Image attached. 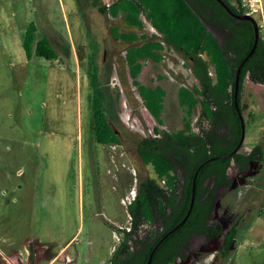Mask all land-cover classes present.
I'll list each match as a JSON object with an SVG mask.
<instances>
[{
    "label": "rangeland",
    "instance_id": "374dc122",
    "mask_svg": "<svg viewBox=\"0 0 264 264\" xmlns=\"http://www.w3.org/2000/svg\"><path fill=\"white\" fill-rule=\"evenodd\" d=\"M79 1L78 10L76 0H0V264H19L18 258H4L2 250L21 252L28 264L48 260L107 264L120 241L117 228L130 225L128 204L140 181L156 177L152 165L138 155V135L132 134L145 129L153 133V121L146 112L143 119L134 115L124 99L122 120L129 137L108 145L93 140L88 107L90 36L100 45L103 82L104 64L120 43L111 35V22L96 13L93 17L90 13L97 8ZM31 22L38 26L37 39L50 37L58 59L27 57L23 33ZM111 80L116 82L114 76ZM242 93L249 103L243 112L247 132L240 150L246 151L259 141L264 145V139L255 137L259 123L250 115L259 117L256 97H264V85L247 77ZM170 101L168 128H181L179 107ZM229 171L234 174L233 163ZM259 178L253 192L237 188L247 195L237 204L255 202L252 208L247 203L239 208L240 215L235 209L226 211L231 192L218 195L214 220H223L225 231L238 220L233 247L226 255L231 264H264V214L259 213L264 212V177ZM254 193L259 196L255 201ZM223 240L193 236L185 256L173 264H209Z\"/></svg>",
    "mask_w": 264,
    "mask_h": 264
},
{
    "label": "trees",
    "instance_id": "16d2710c",
    "mask_svg": "<svg viewBox=\"0 0 264 264\" xmlns=\"http://www.w3.org/2000/svg\"><path fill=\"white\" fill-rule=\"evenodd\" d=\"M84 1L111 22V35L120 43L118 51L104 64L103 82L98 64L100 45L89 34L88 107L93 140L108 145L129 137L130 130L122 120L123 99L134 115L143 119L142 113L146 112L153 121V133L143 129L142 134H132L138 135V155L152 165L156 177L140 181L135 198L128 204L130 225L117 228L120 241L107 264L147 263L158 241L187 214L192 182L199 169L195 202L188 218L159 245L151 263L173 264L185 256L193 234L207 239L224 234L219 222L210 221L217 191L230 183L228 169L232 161L242 164L250 155L238 151L225 158H211L232 152L241 137L234 98L235 77L253 48L254 25L247 19L231 16L217 0ZM224 1L235 13H244L238 0ZM37 30V24L31 22L23 33L27 57L58 59L59 53L49 37L37 39ZM145 66L157 75L150 82L142 77ZM171 77L183 119V127L177 129L168 128L173 97L158 83ZM247 77L264 84L262 37L241 68L238 101L242 112ZM258 152L263 155L261 145L252 154L256 156ZM236 228L237 221L226 234L229 242Z\"/></svg>",
    "mask_w": 264,
    "mask_h": 264
},
{
    "label": "flooded vegetation",
    "instance_id": "af4514ba",
    "mask_svg": "<svg viewBox=\"0 0 264 264\" xmlns=\"http://www.w3.org/2000/svg\"><path fill=\"white\" fill-rule=\"evenodd\" d=\"M114 41L117 42L115 39H114ZM256 98H257V102L259 104V110H260L259 117L255 118V116L253 114H250V115H251V118L254 120V123H259L258 126L260 127L259 132L257 131V133L255 134V137L258 140H263L264 139V97H261L258 95ZM242 104L245 106L244 111H246V109H248L249 103H248V101H246V102L244 101V95L243 94H242ZM245 123L247 124L246 119H245ZM258 145L262 146V150H263L262 156L260 155V152H258L256 154V156L252 154ZM242 147H243V145H242ZM242 147H241V149H242ZM242 152H245L247 155H250V157L247 160H244L242 162V164H237L235 161H232V163L234 164L235 172H234V174H232L229 171V169L232 165V163H231V165L229 166V169H228V175H229L230 183L224 184L217 191V195H220V194L224 195L225 193L231 192V194H232V197L230 199L231 201H230V203H228L229 207L228 206L226 207V211L235 209L236 211H238L237 214H239V215L241 214L239 212V208L244 206V204L247 202H245V203L242 202L243 204L240 205L241 203L237 204L238 201L242 200V198H243L242 195L245 194L246 191H247V193L254 191V188L256 187L254 180L256 178L260 177L259 180L261 181V179H263V177H264V145L261 143V141H259L258 143H255L251 147H247L246 151H242ZM239 186H242L241 188L246 187L247 188L246 191L243 193V191L238 190L237 188ZM256 196L257 195H255V193H254L253 197H256ZM218 198H219V196L217 197V199L215 201V208L213 209L212 215L210 218L211 222L216 221L213 218V216H214L213 213L215 212L216 208L220 205V200ZM258 198H259V196L254 198L253 201H255V199H258ZM254 203L255 202L247 203V204H250V206L249 205H247V206L248 207L255 206ZM261 212L262 211H259V213H261ZM236 221L238 222V220H236ZM216 222H219L222 225L224 234H222V235H220L214 239H207L204 235H201L198 233L193 234L192 237L193 236H200L208 242H212V241L217 242V240H219L221 237H224V240L220 244L221 246L219 247L218 253L214 256V258H212L210 260L209 264H231L228 256H226V255L228 254L230 249L233 247L232 245H233L234 238L232 239L231 242H229L226 234L229 232L230 229L227 231L224 230V221L223 220L216 221ZM217 243H219V242H217ZM185 252H186V250L184 251V254H185Z\"/></svg>",
    "mask_w": 264,
    "mask_h": 264
},
{
    "label": "water",
    "instance_id": "95a60500",
    "mask_svg": "<svg viewBox=\"0 0 264 264\" xmlns=\"http://www.w3.org/2000/svg\"><path fill=\"white\" fill-rule=\"evenodd\" d=\"M218 2H220V4L229 12V14L237 19H247L249 21H251L254 25V30H255V39H254V44H253V48L251 49V51L249 52V54L246 56V58L242 61V63L239 65L238 67V70H237V73H236V77H235V106H236V109H237V112L239 114V118H240V121H241V137H240V140L237 144V146L235 147V149L230 152V153H227V154H224V155H220V156H216V157H213L211 159H215V158H225V157H228V156H231L233 155L234 153L238 152L242 145L244 144V141H245V138H246V123H245V118H244V113L241 111V108H240V105H239V101H238V93H239V85H240V72H241V68L244 64V62L253 54L257 44H258V41L260 39V32H259V26H258V23L256 21V19L251 16V15H248V14H237L235 13L231 8L230 6L224 1V0H217ZM202 167V165L200 166ZM198 171L199 169L197 170V172L195 173V177L193 179V182H192V195H191V202H190V207L188 209V212L187 214L185 215V217L177 224L175 225L172 229H170L159 241L158 243L155 245V247L153 248V250L151 251L150 255H149V258L147 260V263L146 264H151L152 263V259H153V256L155 254V251L156 249L159 247V245L170 235L172 234L175 230H177L180 226L183 225V223L186 221V219L188 218L192 208H193V205H194V202H195V194H196V180H197V175H198Z\"/></svg>",
    "mask_w": 264,
    "mask_h": 264
},
{
    "label": "crops",
    "instance_id": "0c3cea01",
    "mask_svg": "<svg viewBox=\"0 0 264 264\" xmlns=\"http://www.w3.org/2000/svg\"><path fill=\"white\" fill-rule=\"evenodd\" d=\"M79 0H76V3H77V6H78V10H79V7H80V5H79ZM89 4H91L90 2H88ZM92 7H94V6H92ZM80 11H81V9H80ZM95 13L97 14V15H99V17H100V15H102L99 11H98V9H97V11H91V15H93V17H95L96 18V16L97 15H95ZM81 15H82V13H81ZM83 17V16H82ZM97 20V19H96ZM88 34V33H87ZM86 34V36H88ZM58 37H61V38H63V39H65L62 35L61 36H58ZM50 38V37H49ZM51 40V39H50ZM65 42H66V44L68 45V43H67V41L65 40ZM90 48H91V46H90ZM91 52V51H90ZM90 52L88 53V57H87V65H88V58H89V55H90ZM151 69H150V67L149 66H145L144 67V69H143V73H142V77L144 78V80H146V81H152V77H156L157 75L156 74H154V73H152V70L150 71ZM162 83L166 88H167V90H168V93H169V95H171L173 98L171 99V100H173V101H176L175 100V97H176V90H175V87H174V85L172 84V82H173V78L171 77L170 79H168V78H164V79H162V80H159L158 81V83ZM95 142V141H94ZM97 144H103V143H98V142H96ZM44 243V242H43ZM2 252H3V257L4 258H6V259H8V260H12V259H14V258H18L17 259V262L19 263V264H28L27 262H26V258H25V255H23L21 252H18L17 254L16 253H13V252H5V251H3L2 250ZM27 253L28 254H30V251L29 250H27ZM11 255H13V257L11 258V257H9V256H11ZM30 257V256H29ZM10 258V259H9ZM28 259V258H27ZM30 259V258H29ZM55 262V260L53 261V262H51L50 264H52V263H54ZM46 264H49V260H48V262L46 263Z\"/></svg>",
    "mask_w": 264,
    "mask_h": 264
},
{
    "label": "built area",
    "instance_id": "2783aa9c",
    "mask_svg": "<svg viewBox=\"0 0 264 264\" xmlns=\"http://www.w3.org/2000/svg\"><path fill=\"white\" fill-rule=\"evenodd\" d=\"M243 12L253 16L259 26L260 37L264 40V0H238ZM116 80V76L114 75ZM262 214V212H261ZM264 214V212H263Z\"/></svg>",
    "mask_w": 264,
    "mask_h": 264
}]
</instances>
